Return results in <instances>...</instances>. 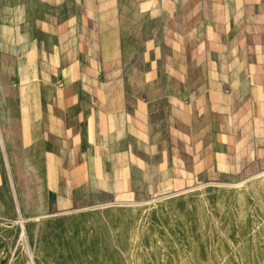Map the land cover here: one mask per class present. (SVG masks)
<instances>
[{"label":"crops","instance_id":"0c3cea01","mask_svg":"<svg viewBox=\"0 0 264 264\" xmlns=\"http://www.w3.org/2000/svg\"><path fill=\"white\" fill-rule=\"evenodd\" d=\"M81 1L31 22L2 5L0 186L20 212L264 172V0Z\"/></svg>","mask_w":264,"mask_h":264},{"label":"rangeland","instance_id":"374dc122","mask_svg":"<svg viewBox=\"0 0 264 264\" xmlns=\"http://www.w3.org/2000/svg\"><path fill=\"white\" fill-rule=\"evenodd\" d=\"M2 5H22L31 22L41 5L76 14L82 1L0 0V18ZM15 198L0 186V264H264V172L38 217Z\"/></svg>","mask_w":264,"mask_h":264}]
</instances>
